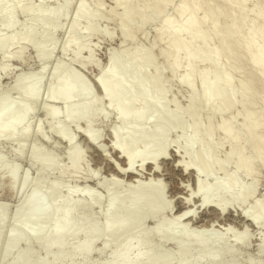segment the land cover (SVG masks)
<instances>
[{"label":"bare ground","instance_id":"6f19581e","mask_svg":"<svg viewBox=\"0 0 264 264\" xmlns=\"http://www.w3.org/2000/svg\"><path fill=\"white\" fill-rule=\"evenodd\" d=\"M31 1L33 0H0L2 61L6 62L9 50L26 49L30 37L36 34L38 24H42L44 29L42 40L33 45L37 72L20 74L15 78L11 90L18 94V99L14 100L0 93V141L8 140L13 147V156L31 163L39 171H54L57 168V158L43 153L42 148L33 140L35 134H42L40 126L27 121L30 120L32 111L39 109L43 102L49 100L61 103L62 112L51 107L41 108L40 111L49 122L51 132L66 145L69 159L75 156L78 148L76 138L69 134L68 127L73 124L79 128L82 122L91 124L88 120L98 113V100H95L90 87L75 71L65 65L49 68L47 60L54 51L66 54L74 46L75 39L81 32L80 19L90 22L87 32L82 34H92L95 12L89 7H83L82 0H63V4H56L51 9L45 8L42 3L33 4ZM24 2L30 3L21 9L26 18L23 30L21 33L14 30L12 36L5 37L2 34L4 26L8 27L5 29L17 26L13 20L7 21L10 19L12 5L20 7ZM114 2L123 7L120 20L128 19L127 12L133 9L132 1ZM152 2L151 8L155 13L157 4ZM221 2L233 4L239 16L222 12ZM248 2L249 0H212V3L205 4L199 0H182L176 6L181 24L174 26L170 17L162 20L159 37L169 39L162 57L166 62L171 60L168 64L170 72L174 75L182 60L187 63L186 71L179 78V85L187 88L189 93L186 108L180 107L174 99H167L170 91L162 81L158 69L153 77L148 76V65L153 62L150 53L140 48L130 51L126 46L134 41V29L142 28L145 17L128 19L130 26L121 24L118 33L123 43L109 53L108 61L96 81L109 111L116 116L110 129L111 146L124 162L123 166L108 157L104 153L106 150H102L104 148L98 150L115 173L110 184L105 187L107 205L101 214L103 223H97L91 212L103 203L102 199L91 195L88 203L81 204L74 200V189H69L67 196L62 199L59 196L60 186L50 184L41 177L22 193L16 208L0 210L4 211L0 220V264H36L30 245L26 251L18 250L21 243H30L31 239L42 242L43 251L50 256L49 261L67 260L61 263L76 264L75 258L80 257L82 260L78 264H91L88 258L95 240L104 237L109 238L107 242H112L123 236L124 240H119L106 264H235V246L247 248L250 245V231L264 232V204L253 200L252 193L241 190L235 177L227 172L226 162L217 158L216 148L209 141L214 129L209 124L207 134H202L201 124L198 122L199 111L197 112L195 105L199 103L212 114L222 113L234 105L235 93H238L239 100L244 105L243 136L233 133L229 120L224 121L217 130L223 135V142L229 139L233 143L226 153L227 161L236 158L237 170L251 172L250 163L239 147L243 141L253 150L252 156L264 160V104L255 112L254 106L247 103V98L255 93V83L251 77H247L235 89L230 74L221 63L222 58L231 53L245 56L244 61L252 67L257 81L264 84V9H246ZM67 7H70L69 14L66 13ZM224 15L228 16L227 23L223 20ZM248 15L253 17L246 25L244 17ZM64 16L67 18L66 22L60 27L59 22ZM59 28L63 35L68 36L62 44L54 43L52 38L53 32ZM209 31L218 35L219 46L213 45ZM74 58H81L79 52L74 53ZM199 63H209V66L199 71ZM27 97L28 100L25 99ZM76 98L80 100L74 102ZM171 105L175 106V110L169 109ZM186 114L193 119L190 124L185 120ZM100 118H108L107 113ZM86 125L81 134L89 139L92 133L88 126L86 129ZM176 131L181 136L172 142L169 138ZM100 138H97V143ZM90 142L93 146L92 141ZM173 144L176 150L173 152L176 157L174 168L183 173L189 172L194 177L193 189L189 185H180L186 191V196H176L177 200H181L182 206L174 214L172 202L165 199V189L161 185L162 168L160 169V161L169 160L168 150ZM147 170L150 171L148 174ZM220 171L224 178L213 179L209 184L207 179H212ZM25 177L24 173L23 178ZM126 178L129 182L124 188L122 183L127 181ZM85 191L92 193L89 188H85ZM233 208L241 219L240 232L234 231L235 228L231 227L233 224H225V228L220 227L217 222L209 221L199 227L194 225L199 222L202 209H213L218 218L228 211H234ZM78 210L82 211L80 216H77ZM165 214L173 216L169 219L163 216ZM158 215L160 220L154 229L143 234L146 221H154ZM218 230H224L232 240L215 236ZM47 236L51 238L45 239ZM81 236L85 237V241L64 254L66 239ZM153 239L161 243V248L155 246ZM164 244L174 247L175 252L171 254L163 251ZM54 249L57 253L51 255ZM258 252L264 253V234L261 235Z\"/></svg>","mask_w":264,"mask_h":264},{"label":"rangeland","instance_id":"374dc122","mask_svg":"<svg viewBox=\"0 0 264 264\" xmlns=\"http://www.w3.org/2000/svg\"><path fill=\"white\" fill-rule=\"evenodd\" d=\"M133 9L127 12V17L129 20H135L140 16L145 17V22L142 25L141 29H134V43H127L126 46L130 51H136L138 48L147 50L150 53L153 62L148 65L147 73L149 77H153L156 74L158 69L161 74L162 81L167 85L169 89V94L167 99L169 101L175 100L180 107L186 108L188 90L179 85V78L184 74L187 69V63L182 60L180 67L175 71V74L172 75L168 68L169 60H166L162 57V51L166 48L169 43V39L164 37L160 39L159 29L162 25V20L165 17H170L173 21L174 26L181 24V18L179 17L176 6L182 0H131ZM154 1L157 4V10L155 13L152 11L151 4ZM194 1V0H190ZM202 3L208 4L212 3V0H199ZM63 0H33L31 3L39 4L42 3L43 6L47 9L54 8L56 4H63ZM30 2H24L20 7L12 5L11 14L6 18L7 21L13 20L16 22L17 26L14 29H5L8 28L4 26L2 28V34L5 37L12 36L15 32H20L23 30V24L26 21V18L22 12V7H25ZM222 12H228L233 14L234 17H238L239 13L235 10L233 4H226L224 2L220 3ZM83 7H89L95 12V17L93 20L94 32L92 34H82L87 32L90 22L84 19H80L81 32L75 39L74 46L66 53L62 54L60 51H54L47 60V67L54 68L59 65H65L66 68L75 71L81 78L87 83V85L92 90L93 96L97 105V113L95 116L88 120L91 124L82 122L79 125V128L71 124L68 127L69 134L75 136L77 143V150L75 156L72 159H69V154L66 145L61 142L56 136L51 132L49 128V122L43 116L40 111L41 108L51 107L62 112V105L59 102L45 101L43 102L39 109H34L31 116L27 122L35 123L40 126L42 134H35L33 137L34 142H36L41 148L43 153L46 155L52 154L57 158V168L54 171H39L31 163H27L12 154V146L8 140L0 141V210L14 209L20 202L22 193L27 191L30 186L33 185L38 179L44 177L47 179L48 183L56 184L60 186L59 196L63 199L67 196L69 189H74L76 192L74 194V200L80 202L81 204H86L90 201L91 195H95L102 199L103 203L97 205L95 209H92L93 219L99 223H103L102 213L104 210L105 201L107 199V191L105 189L106 184H110L112 176L115 174L111 169L109 163L104 161L101 157L99 149L105 151L104 153L113 160L121 163L124 166L122 159L118 157V154L112 149V134L110 129L116 121V116L109 111L106 100L103 99L102 91L99 89L96 81L101 73V69L106 65L108 61V55L110 52L119 48L123 43V39L120 37L118 31L121 24L130 26V21L125 19L124 21L120 20V14L123 13V7L117 5L114 0H82ZM256 7V9H264V0H249L247 8L250 9ZM135 9V10H134ZM66 13H70V7L66 8ZM252 15L244 17V23L249 24V21L252 19ZM66 16L62 17L59 25L62 27L66 22ZM228 16H223L225 23L228 22ZM15 30V32H14ZM43 25L38 24L36 26V34L31 36L29 39L28 46L26 49H11L7 52L6 62L2 61L0 58V93L5 94L6 96L16 100L18 99V94L11 90V86L16 77L20 74H31L35 73L38 70V64L35 59V50L33 45L42 40ZM14 32V33H13ZM212 35V43L215 47L219 46L218 35L213 31H209ZM67 35H63L61 28L58 31L53 32V41L56 44H62ZM185 38V36H184ZM79 52L81 56L80 59L74 58V53ZM245 56H240L238 53H231L227 57H223L221 63L223 64L224 70L230 74L233 86L236 89L244 78L251 77L255 83L254 90L255 93L253 96L247 98V103L252 104L255 112L258 111V108L264 104V84L261 81H257L255 72L252 70V67L245 60ZM156 65V66H155ZM209 66V63H199L197 65V70L206 69ZM156 67V68H155ZM4 68V69H3ZM251 79V80H252ZM236 101L234 105L225 112L212 114L209 110H206L197 103L196 110L198 112V122L201 124L202 134H207V127L209 124L212 125L214 129V134L210 137L209 141L216 148V156L219 160L225 161L226 170L229 174L233 175L237 180V183L241 186V190L246 193H252V199H256L257 203L264 204V160L260 159L258 156H252L253 150L245 145L244 141L240 142L239 147L243 151V155L248 159L250 163L251 172L245 173L243 170H237V161L238 159L232 158L227 161V151L233 143L227 139L225 142L222 141L223 135H221L217 130L218 127L226 120H229L232 124L233 133L235 135L243 136V118L242 112L244 110V105L239 100L238 93H235ZM28 100V97L25 98ZM80 99L76 98L73 101L78 102ZM170 110H175V106L171 105ZM107 117L102 120L100 118L103 114ZM102 114V115H101ZM63 115V114H62ZM99 115V117L97 116ZM101 115V116H100ZM109 115V116H108ZM62 119V117H61ZM107 120V121H106ZM185 120L190 124L193 119L189 114H186ZM63 121V119H62ZM86 129L91 131V136L89 139L83 137L82 130L85 125ZM90 125V126H89ZM88 126V127H87ZM91 128V129H90ZM141 129L148 127H140ZM98 129L100 131H95ZM83 130V131H84ZM79 131H81L79 133ZM100 132V134H98ZM264 132V129L262 130ZM96 136L101 137L97 143ZM97 133V134H96ZM89 134V132H88ZM39 137H38V136ZM37 136V137H36ZM95 136V138H94ZM181 136L179 131H176L171 134L169 140L172 142L177 141ZM86 139V140H85ZM92 139V140H90ZM94 139V140H93ZM96 139V140H95ZM90 141H92V144ZM94 143H96L94 145ZM101 144V146H99ZM96 146V147H95ZM101 147V148H97ZM96 148V150H95ZM173 149V150H172ZM174 144L169 148V160L160 161V169L162 176V187L165 189V199L169 202H172L171 208H173V214L177 209H179L182 204L181 200H177V195L186 196V191L180 185H189L191 189L194 187V177L192 174L183 173L178 168H174V160L176 159ZM176 151V150H175ZM171 152V154H170ZM100 154V155H99ZM171 158V160H170ZM253 159V160H252ZM138 166V165H137ZM176 169V170H175ZM171 170V171H170ZM147 174L150 172H148ZM163 172V173H162ZM26 174V177L23 178V174ZM114 173V174H113ZM146 174L147 177H149ZM161 177V176H160ZM224 178L223 172H218L212 179H207V182L210 184L213 179L222 180ZM127 180V181H126ZM125 183H122V186L125 188L129 180L126 178ZM122 187V188H123ZM85 188L91 190V194H88L85 191ZM182 189V190H181ZM237 191H234L236 193ZM176 198V199H175ZM176 201V202H175ZM176 203V204H175ZM175 204V205H174ZM100 207V208H99ZM197 208V206H196ZM228 211L227 214L223 217L217 218V213L213 209L201 210V215L199 216V222L195 223L196 227L202 226L205 223L217 222L220 227L225 228V224L232 226L235 232H240V227H242L241 219H239L237 210ZM4 211H0V220ZM82 211H77V216H80ZM215 213V214H214ZM232 213V214H231ZM235 214V215H234ZM169 219L172 218V214L168 216ZM215 218V219H212ZM220 218V219H219ZM238 218V219H236ZM212 219V220H210ZM160 220L158 215L154 221L148 220L143 226V234L148 231H151L156 226L157 222ZM203 220V221H202ZM214 220V221H213ZM228 220V221H227ZM220 221V222H219ZM238 221V222H237ZM219 222V223H218ZM222 222V224H220ZM230 224H228V223ZM234 222V223H233ZM224 223V224H223ZM239 224V225H237ZM241 224V225H240ZM194 227V228H196ZM239 227V228H238ZM253 230L252 228H250ZM196 230V229H194ZM264 234L263 231H250V245L247 248L240 246H235V264H263L264 263V253L260 254L258 252V244L261 241V235ZM217 237L229 238L232 240L230 235L224 230H218ZM51 238L47 236L45 239ZM124 236L121 239L116 241L107 242L109 238L101 237L95 240L91 246V254L88 258L91 264H106L111 259V252L116 247V244L119 240H124ZM112 240V239H110ZM85 241V237L71 238L66 239V245L63 248L64 254L68 253L71 248L75 245L82 244ZM155 246H160L161 243L153 239ZM213 243V242H212ZM31 247V250L34 252L36 257V264H62L61 262L67 260H62L59 262H52L50 256H47L42 249V242H37L35 240H30V243L23 242L19 245L18 250L26 251ZM169 244H164L162 246L163 251L167 253H174L175 249ZM57 253V250L54 249L51 255ZM81 258H75V263H81ZM5 264V263H2Z\"/></svg>","mask_w":264,"mask_h":264}]
</instances>
